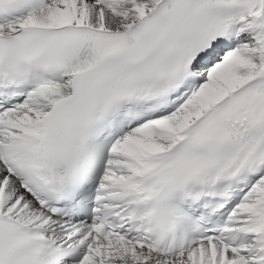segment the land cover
I'll use <instances>...</instances> for the list:
<instances>
[{"label": "snow or ice", "instance_id": "6c2138e0", "mask_svg": "<svg viewBox=\"0 0 264 264\" xmlns=\"http://www.w3.org/2000/svg\"><path fill=\"white\" fill-rule=\"evenodd\" d=\"M0 264H264V0H0Z\"/></svg>", "mask_w": 264, "mask_h": 264}]
</instances>
